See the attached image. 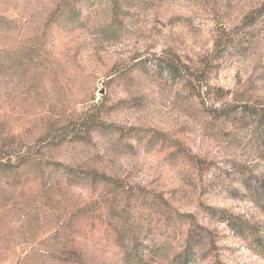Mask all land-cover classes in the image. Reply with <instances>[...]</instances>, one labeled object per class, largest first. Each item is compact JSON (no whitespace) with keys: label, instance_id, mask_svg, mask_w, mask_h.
Wrapping results in <instances>:
<instances>
[{"label":"rangeland","instance_id":"1","mask_svg":"<svg viewBox=\"0 0 264 264\" xmlns=\"http://www.w3.org/2000/svg\"><path fill=\"white\" fill-rule=\"evenodd\" d=\"M190 231L264 264V0H0V264H185Z\"/></svg>","mask_w":264,"mask_h":264},{"label":"trees","instance_id":"2","mask_svg":"<svg viewBox=\"0 0 264 264\" xmlns=\"http://www.w3.org/2000/svg\"><path fill=\"white\" fill-rule=\"evenodd\" d=\"M160 65H162V64H160ZM167 65H168V68L166 67V69L168 70V72H170L171 77L177 78V75H178L177 69L175 67H173L171 64H167ZM161 67H163V66H161ZM93 175H94V177L92 179L94 181H97V182H107V181L111 180L110 177L105 175V174H98L96 172H93ZM196 241H197L196 236L192 234V231H190L188 234V237L186 238L187 247H186L185 252H184L186 254L185 262H184L185 264H187L188 255L191 254V248L197 247V245H198V242H196ZM142 264H151V263L148 261H143Z\"/></svg>","mask_w":264,"mask_h":264}]
</instances>
